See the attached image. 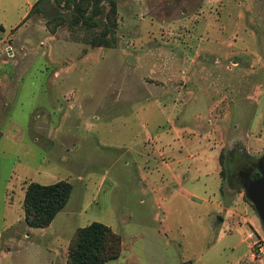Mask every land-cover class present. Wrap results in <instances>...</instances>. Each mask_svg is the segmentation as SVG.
Wrapping results in <instances>:
<instances>
[{
    "label": "rangeland",
    "instance_id": "374dc122",
    "mask_svg": "<svg viewBox=\"0 0 264 264\" xmlns=\"http://www.w3.org/2000/svg\"><path fill=\"white\" fill-rule=\"evenodd\" d=\"M78 1L99 27L0 0V264H66L92 221L121 237L104 264H264L237 187L243 151L264 154V0H115L112 22ZM60 179L66 205L28 226V182Z\"/></svg>",
    "mask_w": 264,
    "mask_h": 264
},
{
    "label": "trees",
    "instance_id": "16d2710c",
    "mask_svg": "<svg viewBox=\"0 0 264 264\" xmlns=\"http://www.w3.org/2000/svg\"><path fill=\"white\" fill-rule=\"evenodd\" d=\"M51 1L52 0H35L28 15L36 11H41L42 5L45 2ZM106 1L109 4V11L107 14L111 17L110 21L112 22V14H114L115 11V0ZM71 2L72 5L75 6L76 15L82 18L81 21L83 25L87 27H99V21L90 18V16L86 14L88 5L83 8L79 5L78 0H65L67 6H69ZM54 18L53 26L50 27L52 30H54L56 25L63 22V17H61V15H55ZM78 21L79 20L74 18L73 22L75 23ZM106 30L108 31L107 27L102 29L101 35H104ZM105 41L104 38L97 37L93 43L102 44ZM243 152L245 154L244 159H241L240 163H237V166H240L246 176L241 177L238 175L241 186L237 187L245 190L247 180L259 176V169L264 161V154L259 158H253L246 151ZM219 159H222L221 153L219 154ZM223 173L222 169L220 175L223 176ZM71 189V183L64 179L49 184H42L37 181L28 182L23 196V211L26 224L34 228L48 226L56 214L66 205L71 194ZM244 197H247L245 191ZM121 244L120 235L112 230L110 226L99 221H92L75 229L72 242L69 244L67 250L66 264H104L107 261L118 258L121 252Z\"/></svg>",
    "mask_w": 264,
    "mask_h": 264
},
{
    "label": "water",
    "instance_id": "95a60500",
    "mask_svg": "<svg viewBox=\"0 0 264 264\" xmlns=\"http://www.w3.org/2000/svg\"><path fill=\"white\" fill-rule=\"evenodd\" d=\"M259 173L256 178L247 180L244 191L264 225V161L260 166Z\"/></svg>",
    "mask_w": 264,
    "mask_h": 264
},
{
    "label": "crops",
    "instance_id": "0c3cea01",
    "mask_svg": "<svg viewBox=\"0 0 264 264\" xmlns=\"http://www.w3.org/2000/svg\"><path fill=\"white\" fill-rule=\"evenodd\" d=\"M176 185H178L181 181H180V179L179 178H175V176H174V181H173ZM171 187H173V186H171ZM165 188H168V186H166ZM170 190H171V188H170Z\"/></svg>",
    "mask_w": 264,
    "mask_h": 264
},
{
    "label": "built area",
    "instance_id": "2783aa9c",
    "mask_svg": "<svg viewBox=\"0 0 264 264\" xmlns=\"http://www.w3.org/2000/svg\"><path fill=\"white\" fill-rule=\"evenodd\" d=\"M252 235V234H251ZM263 251V247L262 246H258V250H257V252H262ZM253 254H254V252H253Z\"/></svg>",
    "mask_w": 264,
    "mask_h": 264
},
{
    "label": "flooded vegetation",
    "instance_id": "af4514ba",
    "mask_svg": "<svg viewBox=\"0 0 264 264\" xmlns=\"http://www.w3.org/2000/svg\"><path fill=\"white\" fill-rule=\"evenodd\" d=\"M239 175H240L241 177H245V176H246V174H245L244 171L240 172Z\"/></svg>",
    "mask_w": 264,
    "mask_h": 264
}]
</instances>
